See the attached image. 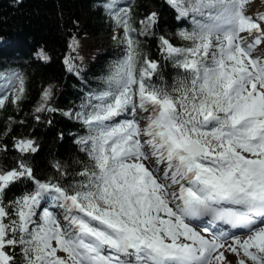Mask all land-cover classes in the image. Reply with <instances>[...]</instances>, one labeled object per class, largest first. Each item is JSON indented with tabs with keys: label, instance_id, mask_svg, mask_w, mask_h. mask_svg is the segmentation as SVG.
Listing matches in <instances>:
<instances>
[{
	"label": "snow or ice",
	"instance_id": "1",
	"mask_svg": "<svg viewBox=\"0 0 264 264\" xmlns=\"http://www.w3.org/2000/svg\"><path fill=\"white\" fill-rule=\"evenodd\" d=\"M165 2L190 23L176 33L183 46L157 37L181 70L171 83L137 38L156 36L160 14L137 32L132 4L102 0L122 47L104 87L76 112L54 106L56 85L42 89L37 122L59 112L85 129L75 143L87 162L71 179L59 161L57 177H37L34 139L0 142V158L16 153L0 162V264H264V11L249 10L255 0ZM74 59L63 62L78 74ZM27 91L22 71L0 70V110Z\"/></svg>",
	"mask_w": 264,
	"mask_h": 264
},
{
	"label": "trees",
	"instance_id": "2",
	"mask_svg": "<svg viewBox=\"0 0 264 264\" xmlns=\"http://www.w3.org/2000/svg\"><path fill=\"white\" fill-rule=\"evenodd\" d=\"M120 4H132L133 27L139 31V21L150 11L160 14V24L156 36H137L140 50L150 58L160 59V72L171 83L180 69L171 61L159 56L157 37L168 35L178 46L186 42L176 35L182 28L175 19L173 10L165 0H118ZM184 24V22H182ZM186 28H190V25ZM116 26L103 11L102 0H0V41H13L18 48L0 54V70L22 71L27 79V96L19 107L7 104L0 110V142L11 146L12 136L29 137L39 147L37 153L29 157L35 173L40 179L57 177L52 165L59 161L71 174L78 171L87 157L79 151L75 140L85 134L83 126L74 119L58 113L41 114V121L34 119V110L40 103L41 91L49 84L56 85L54 106L64 111L80 110L85 92L99 91L104 87L113 62L120 58L118 51L107 48L98 38H105ZM75 37L76 51L69 48ZM113 44H117L113 41ZM14 48V47H13ZM44 49L50 57L44 62L36 59V52ZM66 56L75 57L73 63L78 74L69 73L64 65ZM156 79V78H154ZM13 118V121L9 120ZM52 123L48 124L47 120ZM25 121L19 124L18 121ZM11 128L7 136L4 135ZM61 134L62 137H61ZM16 155L10 151L0 162L10 163ZM25 181L9 197L19 195L30 188Z\"/></svg>",
	"mask_w": 264,
	"mask_h": 264
},
{
	"label": "rangeland",
	"instance_id": "3",
	"mask_svg": "<svg viewBox=\"0 0 264 264\" xmlns=\"http://www.w3.org/2000/svg\"><path fill=\"white\" fill-rule=\"evenodd\" d=\"M261 9V6L258 4V3H254V6H250V11L252 12H255V9ZM113 35L110 36V38H107V39H101V42H105V43H108L110 40H113L112 39ZM17 44V43H16ZM229 259H235L234 257H232L231 255H229Z\"/></svg>",
	"mask_w": 264,
	"mask_h": 264
}]
</instances>
